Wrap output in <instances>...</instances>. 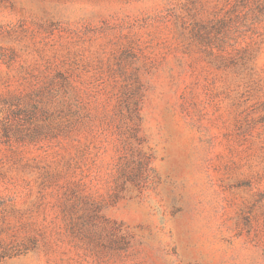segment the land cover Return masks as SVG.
Masks as SVG:
<instances>
[{
  "label": "rangeland",
  "instance_id": "374dc122",
  "mask_svg": "<svg viewBox=\"0 0 264 264\" xmlns=\"http://www.w3.org/2000/svg\"><path fill=\"white\" fill-rule=\"evenodd\" d=\"M0 264H264V0H0Z\"/></svg>",
  "mask_w": 264,
  "mask_h": 264
}]
</instances>
